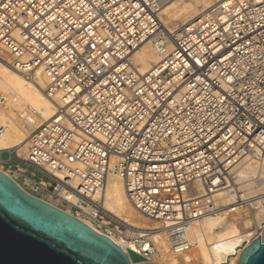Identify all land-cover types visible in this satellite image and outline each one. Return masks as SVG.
Masks as SVG:
<instances>
[{
	"label": "built area",
	"instance_id": "2783aa9c",
	"mask_svg": "<svg viewBox=\"0 0 264 264\" xmlns=\"http://www.w3.org/2000/svg\"><path fill=\"white\" fill-rule=\"evenodd\" d=\"M171 1L0 0V50L56 100L22 154L0 151L1 172L151 261L152 230L101 207L109 176L181 255L199 221L242 207L239 165L264 159V0H220L176 28L162 20ZM148 42L158 62L140 75L132 56ZM259 236L264 220L246 245Z\"/></svg>",
	"mask_w": 264,
	"mask_h": 264
},
{
	"label": "bare ground",
	"instance_id": "6f19581e",
	"mask_svg": "<svg viewBox=\"0 0 264 264\" xmlns=\"http://www.w3.org/2000/svg\"><path fill=\"white\" fill-rule=\"evenodd\" d=\"M178 1L181 2L180 5H177ZM218 1L220 0L171 1L163 9L162 14L165 17V22H163L173 28L182 26L187 23L185 22L187 19L188 22L195 19ZM198 6L202 7L200 12H198ZM193 10L198 12V15L189 20L187 15ZM150 47L149 42L144 43L133 53L132 64L140 75H144L158 62ZM5 60L0 58V92L6 98V106L9 109H4L6 106H0V127L6 128V133L0 137V151L16 147L18 152H21L25 150V142L30 133L53 116L56 100H50L43 94L45 79L40 73L37 72L33 75L40 74L42 76L43 86H40L42 88L34 80H30L27 75L19 74L12 69L9 62ZM27 109L32 113L21 117V114ZM238 174L241 184L239 193H241L242 201L247 202L258 198L248 204L250 210H253V215L239 217L240 208H238L219 211L213 216L203 218L192 231L193 239L196 242V247L192 251L196 253L191 251L181 255L172 254L158 225L150 224L142 219L130 205L120 178L108 177L100 197V203L104 211L133 228L152 230L154 248L150 249L151 256L161 258L164 264H237L242 249L250 236L253 235V232L250 233L252 227L256 229L264 220V198L259 199L264 197V159L243 161L238 167ZM233 200V195H227L223 206L232 203ZM232 212L236 213L232 214ZM65 213L71 216L70 213ZM81 222L97 234L102 235L94 226L84 221ZM107 238L124 251H139L132 242H122L112 236ZM148 259L145 261L151 262V258Z\"/></svg>",
	"mask_w": 264,
	"mask_h": 264
},
{
	"label": "water",
	"instance_id": "95a60500",
	"mask_svg": "<svg viewBox=\"0 0 264 264\" xmlns=\"http://www.w3.org/2000/svg\"><path fill=\"white\" fill-rule=\"evenodd\" d=\"M0 264L153 263L26 193L0 171ZM237 264H264L260 236L245 245Z\"/></svg>",
	"mask_w": 264,
	"mask_h": 264
},
{
	"label": "rangeland",
	"instance_id": "374dc122",
	"mask_svg": "<svg viewBox=\"0 0 264 264\" xmlns=\"http://www.w3.org/2000/svg\"><path fill=\"white\" fill-rule=\"evenodd\" d=\"M181 1H187V0H181ZM215 2V1H214ZM180 1H178L177 2V5H180ZM185 3H187V2H185ZM199 7V6H198ZM202 10V7H199L198 8V12H200ZM198 12H195V10H193V11H191L188 15H187V17L189 18V20H191V19H193L195 16H197L198 15ZM163 15V14H162ZM190 17H192V18H190ZM163 19V21L165 22V17L163 16L162 17ZM185 22H188V19L185 21ZM184 22V23H185ZM183 24V23H182ZM150 49L152 50V48L150 47ZM0 58H3V60H5V59H9L8 58V56L4 53V52H2L1 50H0ZM7 60H5L6 62H10V59L7 61ZM20 74V73H19ZM22 75V74H21ZM24 75V74H23ZM27 77H29V79L30 80H34L37 84H39V87L40 86H43V78H42V76L40 75V74H37V76H34V75H27ZM42 78V79H41ZM40 88H42V87H40ZM1 94H3V93H1L0 92V95ZM5 107V106H4ZM1 109V108H0ZM3 109V108H2ZM4 109H9V107L8 106H6V108H4ZM22 153L24 152V150H22L21 151ZM21 152H19V154H21ZM2 157L3 158H6V155L4 154V155H2ZM113 177V176H112ZM114 178H117V177H114ZM261 198H264V197H260L259 199H261ZM258 199V198H257ZM257 199H255V200H257ZM255 200H250V201H247V202H242V207L239 209V217H251L252 215H253V210H250V208H249V206H248V204L250 203V202H254ZM223 210H227V209H222V210H220V211H223ZM136 212V211H135ZM137 214H138V216H140L142 219H144L145 221H147V222H149L150 224H156L155 222H152V221H150V220H147L146 218H144L143 216H141L138 212H136ZM236 212H232V214H235ZM245 215V216H244ZM248 215V216H247ZM153 224V225H154ZM157 225V224H156ZM255 231V229H253V227H252V229H251V231H250V233H252V232H254ZM196 253L195 251H192V253ZM150 263H153V264H164V262H163V260H161V258H156V259H153Z\"/></svg>",
	"mask_w": 264,
	"mask_h": 264
}]
</instances>
